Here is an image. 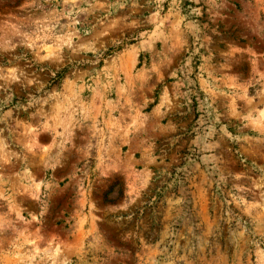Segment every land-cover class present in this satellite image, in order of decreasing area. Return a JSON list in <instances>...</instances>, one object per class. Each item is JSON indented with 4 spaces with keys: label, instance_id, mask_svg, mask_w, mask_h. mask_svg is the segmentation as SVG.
Returning a JSON list of instances; mask_svg holds the SVG:
<instances>
[{
    "label": "rangeland",
    "instance_id": "rangeland-1",
    "mask_svg": "<svg viewBox=\"0 0 264 264\" xmlns=\"http://www.w3.org/2000/svg\"><path fill=\"white\" fill-rule=\"evenodd\" d=\"M0 264H264V0H0Z\"/></svg>",
    "mask_w": 264,
    "mask_h": 264
}]
</instances>
